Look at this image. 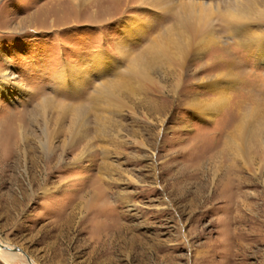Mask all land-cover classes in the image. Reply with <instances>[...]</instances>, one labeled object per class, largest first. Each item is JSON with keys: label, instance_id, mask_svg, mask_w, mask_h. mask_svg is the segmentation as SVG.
Listing matches in <instances>:
<instances>
[{"label": "rangeland", "instance_id": "374dc122", "mask_svg": "<svg viewBox=\"0 0 264 264\" xmlns=\"http://www.w3.org/2000/svg\"><path fill=\"white\" fill-rule=\"evenodd\" d=\"M6 76L0 264H264V0H0Z\"/></svg>", "mask_w": 264, "mask_h": 264}, {"label": "bare ground", "instance_id": "6f19581e", "mask_svg": "<svg viewBox=\"0 0 264 264\" xmlns=\"http://www.w3.org/2000/svg\"><path fill=\"white\" fill-rule=\"evenodd\" d=\"M237 7V6H236ZM247 10H245L243 7H238L237 9H235V12L234 15L232 16V19L233 20H240V19H246L245 16L248 17L249 14H247ZM249 13V12H248ZM245 15V16H243ZM186 29L187 30H191L192 29V25L191 24H188L187 26V23H186ZM155 50V49H154ZM161 50V49H160ZM156 51V50H155ZM163 51V50H162ZM161 52V51H159ZM96 61V60H95ZM95 64V63H94ZM137 65V64H136ZM145 66V65H144ZM143 64H142V67L144 68ZM139 67V66H138ZM73 67H71L69 69V73L70 75H72L73 73ZM135 70V69H134ZM140 71H137L135 72L136 74L140 73L141 75H143V71H141V69H139ZM136 71V70H135ZM145 71V70H144ZM130 73H133L130 72ZM65 70H63L60 74V77L61 79H65ZM69 76V75H68ZM130 77V76H129ZM1 86H0V91L1 92H4L5 94H7L9 92V87L10 86V80H11V77L9 76H6V78L4 79H1ZM131 80V79H130ZM67 81V80H66ZM66 83V82H65ZM62 84V83H61ZM64 84V83H63ZM66 86V85H65ZM110 87V86H109ZM114 88V86H113ZM21 93H22V90H20ZM25 92V91H24ZM102 93V92H101ZM107 93V92H106ZM9 94V93H8ZM220 101V100H219ZM48 101L46 100L45 102V105H44V108H46V105H47ZM262 120V119H261ZM246 122L245 121H242L240 122V124L237 126L236 130H235V134H234V139L236 140H239L241 144V148L243 150H241L240 153H242L244 155V153L246 152V154H250L251 151L254 152V149L253 148H256L258 143H262L263 140H264V137L261 136V134L263 133L261 129H259V127H255V126H252L251 124H249L248 126L245 124ZM261 123V122H260ZM259 123V124H260ZM264 130V129H263ZM236 144V143H235ZM238 144V145H239ZM237 145V144H236ZM244 147H245V150H244ZM245 157V155H244ZM47 191V190H46ZM1 249V248H0ZM0 255L2 256V258L10 263L12 262V260H14L15 258H18V253L17 252H13L11 251L10 249H1L0 250Z\"/></svg>", "mask_w": 264, "mask_h": 264}]
</instances>
